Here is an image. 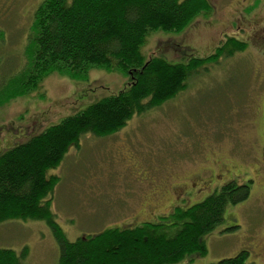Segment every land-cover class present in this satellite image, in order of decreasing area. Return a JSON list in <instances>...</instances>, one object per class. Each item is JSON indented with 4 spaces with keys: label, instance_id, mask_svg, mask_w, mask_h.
I'll list each match as a JSON object with an SVG mask.
<instances>
[{
    "label": "rangeland",
    "instance_id": "obj_1",
    "mask_svg": "<svg viewBox=\"0 0 264 264\" xmlns=\"http://www.w3.org/2000/svg\"><path fill=\"white\" fill-rule=\"evenodd\" d=\"M240 1L213 0L214 12L197 17L182 32L151 31L142 52L146 57L157 54L183 62L190 57L189 52L202 56L213 53L228 35L247 39L244 50L232 56L220 55L218 61L200 66L176 97L134 114L118 131L84 133L79 145L70 146L62 161L48 170L49 175L59 177L51 205L69 239L111 225L162 221L164 211L151 218L144 212L148 196L162 185L167 187L212 165V157L234 154L239 159L238 166H247L246 161L243 163L246 158H240L242 149H251L250 145L264 136V55L254 46V37L247 36L248 31L232 26ZM39 2L0 0V76L6 75L5 81L17 70L23 71L29 62L32 22ZM127 81L120 70L96 67L89 70L86 79L51 73L38 89L0 106V153L89 103L119 91ZM248 169L253 171V167ZM244 178L240 174L237 181L243 182ZM255 183L249 198L228 206L225 220L205 235L206 255L189 257L178 264H209L233 256L246 247L243 233L255 236L253 241L260 239L264 234V190L259 178ZM212 192H202L198 200ZM174 196V190L169 194L167 188L162 199H151L150 204L157 202L156 209L166 211ZM231 217H236L242 226L224 230ZM170 223L172 220H167ZM160 229L169 234L175 228L171 225ZM3 247L16 251L27 247L26 264L59 262L58 242L42 219L0 221V248Z\"/></svg>",
    "mask_w": 264,
    "mask_h": 264
},
{
    "label": "trees",
    "instance_id": "obj_2",
    "mask_svg": "<svg viewBox=\"0 0 264 264\" xmlns=\"http://www.w3.org/2000/svg\"><path fill=\"white\" fill-rule=\"evenodd\" d=\"M214 10L213 0H41L32 22L29 62L7 81L1 74L0 106L38 89L53 72L86 79L96 67L120 70L128 81L119 91L0 153V221L45 220L59 245L58 264H178L206 255L205 235L225 220L228 206L249 198L251 184L231 180L199 202L176 207L160 222L111 225L71 240L52 210L59 177L48 170L62 161L70 146L79 145L84 133L118 131L134 114L176 97L200 66L244 50L246 41L228 35L214 53H185L190 57L183 62L157 54L146 57L142 52L151 31L182 32L197 17ZM171 225L175 229L169 234L160 229ZM27 254V247L0 248V264H26ZM248 258V250L241 249L209 264H247Z\"/></svg>",
    "mask_w": 264,
    "mask_h": 264
},
{
    "label": "flooded vegetation",
    "instance_id": "obj_3",
    "mask_svg": "<svg viewBox=\"0 0 264 264\" xmlns=\"http://www.w3.org/2000/svg\"><path fill=\"white\" fill-rule=\"evenodd\" d=\"M236 15L237 19L232 21V26H237L238 30L242 29L241 31H248L249 33L247 36L250 38L254 37V40L257 43L254 46L261 54L264 55V0H241L240 7L236 11ZM231 36H235L240 40L246 41L247 43L249 42L247 39H243L237 35ZM218 46L219 45L215 47V51L217 50ZM250 147L251 149H242L243 157H240L244 159L246 158L243 163L245 164L246 161L247 166H238L237 160L239 159H237L234 154L232 156L230 155L228 158L212 157V165H209L205 169H201L200 171L192 173L190 176L183 178L178 182L171 184L169 183L167 187H165V185L158 187L156 191L152 193V195L148 196L150 199L143 203L144 212L150 218L152 216L158 215V213L162 211H164L166 214H170L176 209V207H187L199 202L200 200H198V197L206 190L215 192L220 190L223 185L229 181H237L240 174L245 175L243 182L251 184V186L253 184L255 185L257 178H259L264 190V136L261 135V139L256 140V143L251 144ZM249 167H253V171L249 170ZM243 168L246 170H243ZM241 169L242 173L240 172ZM153 184L154 183L152 182L150 183V185ZM167 188L169 190V194H171L173 190L175 192V196L172 200L170 208H167L166 211L162 209L157 210V202L150 204V200L162 199ZM181 200H187V202L180 203ZM151 207H154V209ZM227 220L228 223L223 227L224 230H233L236 227L242 226L236 217H231L230 220L227 218ZM253 237L255 236H253L251 233H243L241 235V238L246 245V247L243 249L248 250L249 258H251L247 264H256L259 263L260 260L264 262V234L260 237V239H258V241H253Z\"/></svg>",
    "mask_w": 264,
    "mask_h": 264
}]
</instances>
